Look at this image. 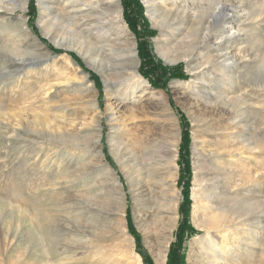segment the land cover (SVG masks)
<instances>
[{"label":"rangeland","instance_id":"obj_1","mask_svg":"<svg viewBox=\"0 0 264 264\" xmlns=\"http://www.w3.org/2000/svg\"><path fill=\"white\" fill-rule=\"evenodd\" d=\"M68 1L28 0L24 13L0 11V264H128L132 252L141 257V264H157L151 244L155 224L162 225L164 209L170 203L174 205L167 203L170 196H177L173 206L176 219L169 230L170 241L162 264H189V243L193 238L201 235L203 246H208L206 228L199 230L197 226L206 224L215 214L211 202L199 196V184L195 182L197 151L236 137L231 134L237 133L232 124L235 114L226 98L237 94L245 100L248 110L254 105L259 113L254 133L261 145L257 152L261 162L257 196L262 202L264 236V0H222L233 10L225 25L230 28L228 33L236 29L240 32L221 51L212 49L218 44L219 31L209 42L198 45L201 49L194 50L191 56L192 65L199 66L200 71L194 78L184 62L169 64L157 51V38L161 45L166 39L171 46L175 42L183 45L179 42L182 32L171 30L176 25L164 29L170 36L162 28H154L143 0H118L119 7L112 4L107 14L114 18L121 9L128 32H109V47L123 57L122 66L131 68L134 61L128 54L135 46L137 70L147 82L126 99L115 89L107 92L101 77L77 52L56 48L42 36L40 25L47 27L48 22L54 23L53 19L58 18L52 37L58 34L75 39L73 33L82 32L91 41L97 40L89 32L95 15L81 16L82 12L77 11L80 5L70 6L68 11H75L69 15L63 9ZM184 18V26L190 28L192 18ZM19 20H25L26 27L17 30L18 37L10 35L13 27L18 28ZM22 30L28 41L23 47L41 52L44 57L34 59L21 54L15 59H31L32 64L26 62L17 68L2 45L16 48L20 44L18 38L24 39ZM225 48L229 55L243 57L248 64L247 71L239 68L231 73V86L226 77H221L217 66L221 59L215 56L225 52ZM146 51L155 63L150 70L158 74L157 87L142 73ZM69 53L75 54L76 59ZM202 54L213 58L209 66L203 65ZM253 75L263 84L260 89L247 87L242 79L253 80ZM84 81L91 84L90 90L86 89L88 84L81 85ZM153 95L163 100L154 99ZM114 126L122 129L118 139L130 146L131 154L123 159L111 147ZM94 128L99 132H93ZM170 130L177 133L175 139L168 135ZM62 132L64 135L60 136ZM34 137L42 141L29 140ZM169 141L177 145L174 185L167 182L163 159L158 157L147 163L140 149L142 143L165 145ZM240 158L234 161L235 172L253 168L249 153ZM34 199L42 208L40 226L36 222L38 212L30 203ZM95 206L99 212L86 210ZM73 225L85 231L64 229H74ZM233 235L218 232L217 241L210 245L216 256L207 257L206 261L224 264L226 258L233 259L229 250L235 240ZM127 245L132 251L127 252ZM77 247L81 253L74 252ZM200 251L195 249V254ZM175 253L177 259L173 261ZM255 256L261 261L257 264H264V245L249 250L244 259L253 264Z\"/></svg>","mask_w":264,"mask_h":264},{"label":"bare ground","instance_id":"obj_2","mask_svg":"<svg viewBox=\"0 0 264 264\" xmlns=\"http://www.w3.org/2000/svg\"><path fill=\"white\" fill-rule=\"evenodd\" d=\"M27 2L28 0H0V11L2 10L10 14L16 12L21 14L26 11ZM143 2L146 8V15L152 22L154 28H162V32L166 34L168 32L164 31V29L172 28L173 25H176L177 28L171 30H179L182 32V37L179 41L180 43H183L182 46H179L178 42H175V44L171 46L167 39L162 45L159 38L155 40L159 56L169 64L184 62L193 78L200 73V71H198L199 66L192 65L193 60L191 58L194 50L199 52L201 49L197 47L198 45L209 42L210 37L215 32L219 31L220 33L218 35L220 36L216 38V40L218 39V44L212 49L214 52L218 50L221 51L223 45L225 43L229 44L230 39L235 38V34H239L240 32L239 29H236L235 32L228 33L230 28L227 29L225 25L229 22V17L233 13V10L228 9L229 6L224 1L222 2V0H143ZM112 4L119 7L118 0H69L67 3H64L63 9H65L66 12L70 9V6L72 8L73 5H80L81 8L77 9V11H80V13L82 12L81 16H87L88 18L95 15V19L92 17L93 21L92 25H90L92 27L90 29L88 28L89 32L92 31L97 37V40L94 42L82 34V32L73 33L75 39H68L65 35L57 36L58 34L55 37H52L51 31L55 26L54 23L58 21V18L53 19L54 23L52 21L47 23L46 26L48 29L47 27H44V23L40 25V29L42 36L48 38L56 48L77 52L82 60H84L87 65L101 77L107 92H113V89H115L114 92L122 94L126 99L133 97L137 90L143 89L147 82L138 73L135 46H132L129 51L130 53L128 54V57L134 61V65L131 66V68L122 66L121 59H123V57L118 55L114 49H111V46L109 47V43L112 40V38L108 40L106 37L109 32H112L113 30L117 31L119 34H126L128 32L123 21L121 9L118 8L117 14L114 18L109 17L107 14ZM70 11L67 12L69 15H71L72 11H75V9H71ZM73 15H76V13ZM186 15L192 18V26L190 28L184 26L186 21L184 22L183 20H186L184 18ZM24 21L25 20H19L18 28L13 27L14 29L10 31V35L18 37L19 32L17 30L26 27ZM72 21H74V19ZM86 28L84 29L88 30ZM23 31L24 30L20 32L21 35L24 36V39L21 38L22 40H20L18 38L20 44L16 45V48H13L6 43L2 45V49L9 53L8 58L15 62L13 64H15L14 67L17 68L31 62V59L16 60L15 57L21 54H23V56H34V59L41 56L44 57V55L40 54L41 52L37 54V52L29 50V48L23 47L24 44L28 43L26 40L27 34H23ZM167 36H170V34ZM107 47H109L108 51L105 50ZM225 50V52L217 53L215 56L217 59H221V61H218L219 63L217 65L221 77H224V79L226 77L229 81L227 84L231 86L234 83L231 73L239 68L247 71L248 64L244 62L246 60H244L243 57L237 58L233 55H229V51H227L228 48H225ZM237 51H240L239 48ZM202 59L205 60L203 61V65L206 66L212 63L211 59L213 58L209 55L202 54ZM83 79H86V76H84ZM242 79L248 83L247 87L260 89L263 85H261L255 77L253 80L246 77H243ZM84 84H88L86 89L90 90L91 84L88 81H84L81 85ZM241 89L243 90V87H241ZM153 98L163 100V97L159 95H153ZM226 100L231 104L233 114H235L232 118V124L237 133H231L232 137L236 136L235 138H228L226 142H219L208 146V150L204 149L203 151H197V160L195 161V168L197 169L195 182L199 184V196L204 197L211 202L210 208L215 214L206 224L197 226L199 230L206 228L208 246L206 248L203 246L201 235L193 238L189 243V264L214 263L206 261V258H215L216 254L213 252L210 245L217 241V234L220 231H224L227 235L234 234L232 238L235 239L229 247V250L234 254V258H226L224 264H247L244 259L245 254L248 253L249 250L255 251L264 245V236L262 234L261 226L262 202L260 201L259 196H257L260 186L258 166L261 164L257 152L258 148H261V145H258L254 133L258 128V109L252 105L248 110V107L244 102L245 100L243 101V98L238 94L228 97ZM92 106L95 107V105ZM115 128V126L112 127L114 132L111 137V147L113 152L116 153L115 155L120 159H123L127 154H131L128 149L130 146L126 142L118 139V134L119 132H122V129ZM93 132L97 133L99 131L94 128ZM62 135H64L63 132L60 133V136ZM168 135H170V138L172 137L174 139L177 137V133L171 130L168 132ZM15 137L18 139L17 135ZM29 140L34 143L42 141L37 137ZM173 141H169L168 144L166 143L165 145H150V143L147 142L142 143V146L140 147L142 155L145 156L144 160L147 163L152 159H158V157L163 159L167 182L170 185L176 183L175 180L177 176V145ZM60 144L62 145L63 143ZM78 145H76V147ZM244 153H249V160L250 163L253 164V168L242 169L241 172L239 171L237 173L235 172L236 167L234 161L235 159H241L240 156ZM204 166L208 167L209 173L204 171ZM37 200L33 202H30L31 200L28 201L33 204L34 211L38 212V214H36V222L37 225L40 226L42 224L40 214L42 208ZM167 201V203L172 202L174 205H171V203L170 205L167 204L168 206L164 209L165 218L163 224L160 226L155 224V235L151 244L152 256L157 264H162L165 260L166 251L170 241L169 230L173 229L176 219L175 207L173 206L177 204V196H170ZM87 208L88 209L86 210L89 212H99L96 206ZM72 228L73 227L64 229H66V231L77 230V232L81 229L78 230L75 226L74 229ZM81 231L84 232L85 229H81ZM40 233L41 232L38 231V234ZM223 237L225 236L223 235ZM126 243H129V240H127ZM93 247H95V249L98 248L97 245H94ZM197 248L199 251L201 250L198 255L195 254V249ZM77 249L74 252L78 254L81 248L77 247ZM130 250L131 248L128 246L127 252ZM76 253L75 255H77ZM132 253V261L128 264H141V257L135 252ZM208 253L210 255L205 256L208 255ZM251 262L257 264V262L261 261L255 256Z\"/></svg>","mask_w":264,"mask_h":264},{"label":"trees","instance_id":"obj_3","mask_svg":"<svg viewBox=\"0 0 264 264\" xmlns=\"http://www.w3.org/2000/svg\"><path fill=\"white\" fill-rule=\"evenodd\" d=\"M130 25H132L131 23H130ZM131 27V29L135 32V33H137V30H136V28H134V27H132V26H130ZM143 49H144V46H143ZM146 52H148V51H146ZM71 56H73L75 59H76V56H75V54H73V53H69ZM145 54H148V55H143L142 56V58H143V69H142V73H143V75L149 80V81H151V84H152V86L153 87H157L158 86V83H157V79H159V77H158V74L156 73V72H153V71H151L150 69H154V65H155V63H154V60H153V58L151 57V55L149 54V52L148 53H145ZM158 67V66H157ZM154 76H155V78H154ZM186 200H187V198H186ZM188 230L190 231V232H193V229L191 228V227H189L188 228ZM180 234V233H179ZM179 239V238H178ZM179 242H180V239H179ZM176 256V253L172 256V258H173V261L175 260V259H177V256ZM149 264H151L150 262H149Z\"/></svg>","mask_w":264,"mask_h":264}]
</instances>
